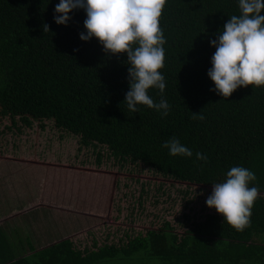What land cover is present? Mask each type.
Wrapping results in <instances>:
<instances>
[{"label": "trees", "instance_id": "trees-1", "mask_svg": "<svg viewBox=\"0 0 264 264\" xmlns=\"http://www.w3.org/2000/svg\"><path fill=\"white\" fill-rule=\"evenodd\" d=\"M58 3L0 0V123L19 118L31 127L34 120H53L84 145H104L119 160L197 185L213 187L231 167L243 166L256 174L250 186H258L260 195L243 231L212 213L181 235L167 223L93 250L65 238L41 249L31 245L23 256H2L0 264H264V86L240 87L224 98L207 75L215 52L209 40L240 14L238 0H167L160 17L166 89H149L154 101L163 97L171 105L167 116L144 105L128 110L127 55L106 53L96 38L80 39L83 9L70 13L66 26L56 24ZM199 113L203 120L194 115ZM173 137L192 157L169 154L163 144Z\"/></svg>", "mask_w": 264, "mask_h": 264}, {"label": "rangeland", "instance_id": "rangeland-1", "mask_svg": "<svg viewBox=\"0 0 264 264\" xmlns=\"http://www.w3.org/2000/svg\"><path fill=\"white\" fill-rule=\"evenodd\" d=\"M16 121L0 123V172L12 171L8 180L23 201L40 196L32 212L16 216L19 228L13 227L12 243L6 242L20 249L15 251L18 256L29 253L31 245L41 249L65 238L93 250L167 223L181 235L195 220L217 213L206 205L213 187L178 181L142 162L119 160L104 145H84L80 136L57 128L53 120H34L31 127ZM35 232L46 240L40 242Z\"/></svg>", "mask_w": 264, "mask_h": 264}, {"label": "clouds", "instance_id": "clouds-1", "mask_svg": "<svg viewBox=\"0 0 264 264\" xmlns=\"http://www.w3.org/2000/svg\"><path fill=\"white\" fill-rule=\"evenodd\" d=\"M167 0H59L54 22L67 25L70 13L83 9L86 13L82 41L98 39L106 53L127 55L129 91L124 103L136 113L139 105L167 116L171 105L163 97L159 102L149 95V89H166L164 67L166 38L160 27V17ZM239 15H232L218 33L209 40L215 52L208 77L214 90L224 98L240 87L264 86V0H238ZM46 30L49 31L47 25ZM203 120V115L194 114ZM172 156L192 157V150L175 137L163 144ZM198 160L207 157L196 153ZM256 174L243 166L231 167L223 181L213 183L206 205L214 208L237 231L251 224L252 208L260 189L253 185Z\"/></svg>", "mask_w": 264, "mask_h": 264}, {"label": "crops", "instance_id": "crops-1", "mask_svg": "<svg viewBox=\"0 0 264 264\" xmlns=\"http://www.w3.org/2000/svg\"><path fill=\"white\" fill-rule=\"evenodd\" d=\"M29 163L33 165H42V166L56 165L54 164V162L52 163L49 161L47 163H35L33 161H29ZM19 165L21 166V164ZM7 170H10V167H7ZM0 174H2L0 175V257L7 256V252H9L10 255L14 256V252L20 249L15 248L14 245L12 244L6 245L8 244L6 242L12 243L13 232L15 231L16 228H19L17 227L18 225L17 222L15 221V218L18 214L23 216L21 218H24L26 214L32 212L29 210L39 206L40 204L38 203L36 204V202L38 201L37 199L38 197L40 198V196L38 197L35 196L36 198L33 199L27 198L25 201H23L22 197L18 196V194H20L21 192L15 193L17 188L13 185L11 180H8L11 179L12 171H6L5 168L4 171L0 172ZM13 227H15V229H13ZM35 234L39 235L40 242L46 240L44 239L43 235H40L37 232H35ZM37 240L39 241L38 237L36 241ZM44 247L45 246H43V248ZM2 250H7V252L1 253ZM15 255H17V253Z\"/></svg>", "mask_w": 264, "mask_h": 264}]
</instances>
